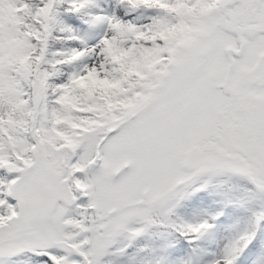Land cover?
I'll return each instance as SVG.
<instances>
[{"label": "snow or ice", "instance_id": "6c2138e0", "mask_svg": "<svg viewBox=\"0 0 264 264\" xmlns=\"http://www.w3.org/2000/svg\"><path fill=\"white\" fill-rule=\"evenodd\" d=\"M0 264H264V0H0Z\"/></svg>", "mask_w": 264, "mask_h": 264}]
</instances>
